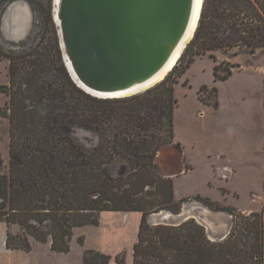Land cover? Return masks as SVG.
Masks as SVG:
<instances>
[{"label":"trees","instance_id":"1","mask_svg":"<svg viewBox=\"0 0 264 264\" xmlns=\"http://www.w3.org/2000/svg\"><path fill=\"white\" fill-rule=\"evenodd\" d=\"M16 1L35 10L36 0H0V11ZM51 26L53 39L43 47L0 40V58L8 61V83L0 86L7 97L0 116L9 125L6 171L0 157L5 249L27 253L31 241L49 242L51 252L67 254L74 230L98 226L101 212H139L133 264H264V206L238 214L197 198L235 217L233 230L221 241H211L194 219L177 226L149 222L161 210L179 213L173 181L159 173L155 162L161 147L176 142L178 78L199 56L217 62L216 52L238 56L264 51V0H203L194 37L169 75L143 93L120 99L91 96L73 83ZM5 46L12 50L6 52ZM186 54L187 61L173 75ZM223 65L214 68L221 81L232 75L231 67L221 73ZM212 92L217 97L214 87ZM199 100L218 106L217 99L207 102L199 94ZM74 128L95 134L97 144L88 148L80 143L71 133ZM110 260L109 255L85 250L82 264ZM115 261L125 264V255Z\"/></svg>","mask_w":264,"mask_h":264},{"label":"rangeland","instance_id":"2","mask_svg":"<svg viewBox=\"0 0 264 264\" xmlns=\"http://www.w3.org/2000/svg\"><path fill=\"white\" fill-rule=\"evenodd\" d=\"M16 3L20 5L24 3L28 9L24 7L20 9L23 16L18 10L13 12V15H7V10ZM1 11L0 40L2 42L11 44L26 41L28 45L43 47L47 42L52 41V23L57 30L53 19L54 0H36L34 11L25 1H16L8 4ZM22 21L26 22L24 28L21 25ZM15 26L20 27L17 35L13 34L17 30ZM6 31L13 35L6 34ZM5 49H7L6 52L12 50L8 46H5ZM215 57L217 62L208 55L196 57L185 73L178 78L175 84L176 142L161 147L156 153L155 162L159 173L173 181L174 201L181 202L178 214L183 212L185 215L193 213L200 216V210L196 207L203 206L206 218L204 221L211 224V227L214 226L212 227L214 230L222 231L230 227V233L234 227L235 217L227 212L205 206L197 198L207 199L212 204H218L220 208H234L238 214L260 211L264 206V51L259 50L255 54L240 53L238 56L230 54L223 56L216 52ZM187 58L186 54L173 75L181 70ZM221 63H224L221 73L227 67H231L232 70V75L225 81L214 76L215 65ZM7 83L8 61L0 58V86ZM202 86L205 88L201 89ZM213 87L217 90V97L212 92ZM199 94L200 98L207 102L217 99L218 106L215 108L200 101ZM6 102V95L0 93V111ZM71 133L88 148L94 147L98 142L97 136L87 130L74 128ZM8 145V121L0 116V157L5 171L8 165ZM219 148L222 149L224 158L216 156L219 154L217 152L221 151ZM223 165L233 167L235 174L226 175V169L221 167ZM119 167L120 164L114 167V175H117ZM184 171L188 172L184 173ZM130 215L139 216V223L133 235L135 244L142 216L139 212H130ZM189 219L193 218H187L184 221ZM194 220L202 226L196 219ZM133 222L135 221H131V231L134 230L133 226H136L135 223L132 225ZM14 231L17 232V229L15 228ZM80 238L84 242L83 236ZM31 245L30 252H21L30 258L35 255L33 258L36 264H61L63 256L58 262L51 261L49 257L46 258V255L51 257L57 255L50 251L49 242L42 244L31 241ZM124 252L122 254L126 258L128 253ZM33 261L32 259L30 264H33ZM7 263L6 257H0V264ZM21 264H28V262L26 260Z\"/></svg>","mask_w":264,"mask_h":264},{"label":"water","instance_id":"3","mask_svg":"<svg viewBox=\"0 0 264 264\" xmlns=\"http://www.w3.org/2000/svg\"><path fill=\"white\" fill-rule=\"evenodd\" d=\"M193 5L194 0H56L53 19L71 80L102 99L131 97L156 86L162 81L127 95L150 82L169 60L185 35ZM202 207H196L200 216L162 210L149 222L178 225L193 218L212 241L225 239L230 227L214 230L204 221Z\"/></svg>","mask_w":264,"mask_h":264},{"label":"crops","instance_id":"4","mask_svg":"<svg viewBox=\"0 0 264 264\" xmlns=\"http://www.w3.org/2000/svg\"><path fill=\"white\" fill-rule=\"evenodd\" d=\"M219 149L221 151H218L217 153L219 154L216 156L219 158H224L222 149ZM221 167L226 169V175L235 174V169L233 167L226 165ZM187 172L184 171V173ZM99 220V225L96 227L87 226L75 230L69 253L61 255L57 254L54 255L55 257L46 255V258L49 257L51 261L58 262L61 256H63L61 264H82L83 252L85 250L93 249L105 255L111 256L109 264H115L116 261L114 262V258L122 253H125L124 251H127L128 254L125 258V264H133L131 248L135 242L133 235L135 234V229L139 223V216L130 215L129 212L103 211L100 213ZM131 221H135L132 225H134V223L136 224V226H133V231H131ZM4 227L3 224L0 223V257H6L8 260L7 264L11 262L21 264L25 263L26 260L28 264H30L32 259L34 260L33 264H36V260L33 258L35 255H30L32 257L30 258L24 256L25 253L23 255V252L21 251L11 252L5 249L6 228L4 229ZM81 236L84 238L83 246L78 244V239ZM8 253H15L16 255L11 256Z\"/></svg>","mask_w":264,"mask_h":264},{"label":"bare ground","instance_id":"5","mask_svg":"<svg viewBox=\"0 0 264 264\" xmlns=\"http://www.w3.org/2000/svg\"><path fill=\"white\" fill-rule=\"evenodd\" d=\"M202 3L203 0H194V5H193V11H192V15L189 21V25L187 27V30L185 32V35L182 39V41L179 43V45L176 47V49L173 51L172 55L170 56L169 60L166 62V64L163 66V68L155 75V77L148 82L145 86H142L138 89L135 90H131V92H128L127 95L130 94H134L137 91L140 90H144L150 86H152L155 83H158L160 81H163L165 79V76L172 71V69L175 67L176 63L178 62V60L180 59L183 51L185 50L186 46L190 43V41L193 39L194 33L196 31L197 25H198V21L200 18V13H201V8H202ZM16 4H19L18 6ZM13 4L8 10H7V15L12 14L15 11H19L21 12V16H23L22 11H20V9L22 7H24L25 9H28L26 7V5L24 3H22L20 5V3H16ZM55 8H56V0H54V15H55ZM20 14V13H19ZM53 15V16H54ZM12 17V16H11ZM7 19V18H6ZM6 21V20H5ZM23 23V24H22ZM21 25L24 28L26 25L25 21H22ZM17 26H15V29H17L16 31L13 32V34L17 35V33L20 31V27L16 28ZM6 30V28H5ZM6 34H11L13 35L11 32L8 33L6 31ZM204 209V208H203ZM186 210V209H185ZM189 211V210H188ZM186 212V211H185ZM216 213H214L215 215ZM226 214V213H225ZM188 215V214H187ZM224 215V214H223ZM212 217V216H211ZM230 218V217H229ZM212 220V219H211ZM225 221V220H224ZM216 224V223H215ZM211 225V224H210ZM214 227V226H212ZM217 227V226H216ZM226 227V226H225Z\"/></svg>","mask_w":264,"mask_h":264}]
</instances>
